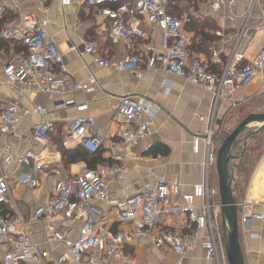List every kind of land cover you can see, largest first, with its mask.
Instances as JSON below:
<instances>
[{
  "label": "built area",
  "instance_id": "built-area-1",
  "mask_svg": "<svg viewBox=\"0 0 264 264\" xmlns=\"http://www.w3.org/2000/svg\"><path fill=\"white\" fill-rule=\"evenodd\" d=\"M58 1L62 6L71 3V0ZM194 1H204L212 13L227 11L234 24L233 32L222 29L213 32L216 39L210 43V59L213 64L222 65L219 71L214 72L201 59L191 56L192 35L187 24L192 17L199 15L192 9L170 13L168 8L178 5L176 0H80V4L86 7H96V16L108 20L107 35L112 43L140 40L147 56L143 67L140 55L135 51L122 54L118 60L100 57L99 45L91 39H82L83 52L92 55L97 65L114 72L126 70L135 78H140L144 70L161 69L208 92L214 108L218 103L226 102L233 106L242 101L244 98L238 96L239 92L257 77L261 89H264V47L249 59L245 58L240 47L256 0H252L243 20L230 13L233 0H192L191 3ZM36 2L40 7L39 13L23 12L8 20L0 30V39L23 47L4 64L6 83L50 97L74 91L93 93L98 82L94 74H88L84 82L73 80L67 73L54 37L47 31L50 0ZM144 22L160 32V49L157 52L146 43L149 32L143 26ZM60 106H73L78 112L88 111L87 102L77 104L72 99L64 100ZM114 109L125 120L117 140L106 142L103 134L94 130L95 121L89 114L74 117L59 130L63 146L79 145L91 153L104 147L111 162L95 168H83L67 180L56 179L52 196L32 213L30 220L43 218L46 222V242L60 243L64 247L55 264H129L124 245L134 238L147 236L151 231H154L153 243L158 249H166L182 257L199 246L214 264H228L222 228L214 220L219 213L218 190L210 185L209 179L215 168L217 150L214 147V111L204 131L194 134L191 141L192 152L203 156L202 180L193 184L189 192L181 193V202H177L171 201V195L179 194L178 186L164 176H155L116 204L118 220L126 228L111 231L103 228L98 204L109 200L108 185L111 182H123L127 178L128 171L123 164L124 149L148 136L154 107L143 96H124L116 102ZM48 112V108L41 104L22 108L15 102H9L0 109V136L14 133L20 118L31 113L40 116V121L33 127L34 137L44 141L53 129L51 121L45 118ZM243 137L245 139L246 135ZM0 153L6 163L26 166L39 156L32 149L22 154L12 153L9 147ZM18 183L30 188L38 185L30 173L23 174ZM9 194L10 185L6 177L0 176V204L8 201ZM236 202L239 230L249 229L253 221H264V191L255 193L249 200L243 197ZM254 206H258L260 211H253ZM179 214L186 215L192 224L188 232L174 231L163 225V216ZM56 219L60 228L55 226ZM75 223H79V230L71 239L68 232ZM0 245L7 247L3 264H46L49 254L31 239L19 214L0 216ZM174 264L181 263L177 261Z\"/></svg>",
  "mask_w": 264,
  "mask_h": 264
},
{
  "label": "crops",
  "instance_id": "crops-1",
  "mask_svg": "<svg viewBox=\"0 0 264 264\" xmlns=\"http://www.w3.org/2000/svg\"><path fill=\"white\" fill-rule=\"evenodd\" d=\"M251 2L252 0H233L230 13L239 20H243ZM178 7L175 10L177 12L181 10L180 3ZM95 9L96 7L80 4V0H71L67 6H62L58 0H50L47 25V31L54 37L56 47L63 57L68 75L78 82H84L90 73L96 77L97 85L94 92L90 94L74 91L50 97L43 93L32 90L23 91L8 85L5 81L4 64L8 58L21 51V46L18 47L0 39V109L9 102H15L22 108L41 104L48 108L49 112L45 118L53 125V129L47 133L44 141L36 140L33 127L40 121V116L30 113L20 118L14 133L0 136V151L9 147L12 153L22 154L27 149H32L39 155L32 160L30 166H26L6 163L4 155L0 153V176L6 177L10 185L8 201L0 204V216L13 217L19 214L23 218L31 239L48 251L46 264H55V260L64 251V247L60 243L46 242V222L43 218L30 220L32 213L52 196L56 179L67 180L83 168H95L111 162L110 154L104 147L97 151L94 161L91 158L81 157L72 160L74 158L72 153L81 149V146H63L59 137L60 128L67 125L71 119L80 115H91L95 121L94 130H99L107 142L117 140L119 129L125 125L123 117L114 109L121 97L143 96L154 107L148 136L136 145L124 149L126 156L123 164L128 171L127 178L123 182H111L108 185L109 200L98 204L104 221L103 228L116 231L126 228V225L118 220L116 204L150 182L155 176H164L174 182L180 192L177 195L172 194L171 201L181 202V193L189 192L193 184L202 180L203 156L202 153L192 152V136L204 131L213 111L215 132L219 130L216 120L218 123V118H221L228 109L264 94L260 79L257 77L252 84L239 92L238 96L244 98L242 101L233 106L226 102L218 103L214 108L212 97L208 92L161 69L151 72L144 70L140 78H135L126 70L114 72L110 68L97 65L92 55L83 52L82 39L95 40L99 45V56L111 60H118L122 54L135 51L140 55L143 67L147 55L143 42L140 40L132 43H112L107 35L109 22L101 16H96ZM4 10L19 16L26 11L39 13L40 7L36 0H0V18ZM197 14L198 18H204L200 12ZM207 17L215 25L210 32L211 35L216 29L233 32L234 24L227 11L217 13L209 11ZM143 26L149 32L147 45L152 50L159 51V30L145 22ZM188 31L192 32L191 56L201 59L214 72L219 71L222 65L213 64L211 56L209 58L205 52L194 49L192 45L194 32ZM194 39L195 43H200L199 35ZM214 39L216 37L213 34V38L207 45L210 54V43ZM240 47L246 59L251 58L259 48L264 47V0L255 1ZM67 99H72L77 104L87 102L88 111L78 112L73 106H60ZM243 140L244 137L241 145ZM216 145L217 139L214 137L215 148H217ZM163 150L167 154H160ZM89 154L92 155L91 152ZM26 173H30L37 179L38 185L35 188L18 183L19 178ZM248 188V192L243 196L247 200L251 199L255 193H263L264 157L257 165ZM234 196L237 201L243 198H238L237 186ZM215 201L217 196L214 197ZM252 210L259 212L260 208L254 206ZM54 223L57 228H60L59 220L56 219ZM190 224L184 214L163 216V225H168L174 231L188 232L191 229L192 224ZM78 230L79 223L73 224L69 229L68 237L75 238ZM239 232L244 264H264V221H253L249 229H240ZM153 235L154 231H151L147 236L134 238L124 245L123 251L128 255L129 264H174L177 261L181 264H214L206 257L205 250L199 246L194 247L182 257L166 249H158L154 246ZM6 250L5 245H0V264H3Z\"/></svg>",
  "mask_w": 264,
  "mask_h": 264
},
{
  "label": "water",
  "instance_id": "water-1",
  "mask_svg": "<svg viewBox=\"0 0 264 264\" xmlns=\"http://www.w3.org/2000/svg\"><path fill=\"white\" fill-rule=\"evenodd\" d=\"M259 126L249 131L241 145L238 155L231 154V148L241 136L253 125ZM264 127V112L248 113L220 142L216 150L215 171L217 175V190L219 196V215L223 232L224 247L228 264H244L240 245L238 226V208L232 188V178L229 172L231 161L241 157L248 140L260 128Z\"/></svg>",
  "mask_w": 264,
  "mask_h": 264
},
{
  "label": "rangeland",
  "instance_id": "rangeland-1",
  "mask_svg": "<svg viewBox=\"0 0 264 264\" xmlns=\"http://www.w3.org/2000/svg\"><path fill=\"white\" fill-rule=\"evenodd\" d=\"M180 8L181 10H192L200 12L202 17H207L208 15V10L206 9L204 1H194L193 3L190 2H180ZM2 25V23H0ZM3 26V25H2ZM1 26V27H2ZM0 27V28H1ZM192 33V32H191ZM195 37H198L194 34L193 41H195ZM251 112H264V94H262L260 97L253 98L252 100H249L247 102L238 104L225 112V114L221 117L218 118L219 122L217 123L218 120H216L217 126H219V130L215 131L214 137L217 139V147L220 145L221 140L229 133L231 132L234 127L248 114ZM258 126H251L247 132L243 134L246 135L251 130L256 129ZM243 136H241L240 140L232 146L231 148V154L236 155L241 148V141ZM251 144H255L257 146L261 147V153L256 159V161H251L249 163H242V169L240 172L237 174V189H238V198H242L247 192H248V186L249 182L252 178V175L257 168V165L259 162H261L262 158L264 157V130L263 132L259 133V136L255 139L252 140ZM254 156V155H253ZM252 156V157H253ZM237 163L236 161H231L230 163V170L231 171H236L234 166ZM239 164V163H238ZM245 169V170H244ZM215 171V168H214ZM210 175V185L214 187L216 185L217 187V175L216 171ZM233 186V184H232ZM237 201V198H235ZM215 223L216 225L220 228L221 227V220H220V215L219 213L215 217ZM222 228V227H221Z\"/></svg>",
  "mask_w": 264,
  "mask_h": 264
},
{
  "label": "trees",
  "instance_id": "trees-1",
  "mask_svg": "<svg viewBox=\"0 0 264 264\" xmlns=\"http://www.w3.org/2000/svg\"><path fill=\"white\" fill-rule=\"evenodd\" d=\"M176 1L178 2V5L173 6V7L170 6L168 8V11L170 13L178 14L179 11L177 12L175 10H177V8H179L178 7L179 3L183 2V0H176ZM191 1L192 0H187L185 2L191 3ZM15 17H17L15 14H12L10 11L4 10L1 14L0 23H2V25L4 26L8 20L15 18ZM3 26L1 27V29L3 28ZM214 28H215L214 22L209 17H204V18L192 17L188 23V26H187L188 30L193 31L195 35H199V42L200 43H195V41L192 42L194 49L195 50H201L202 52H205L209 58H210L211 54L207 48V45L210 42V40L213 38V34L211 35L210 32ZM4 41H6V40H4ZM7 42L12 43L14 45H18V47L21 46L20 44L13 43L11 41H7ZM20 50H23L22 46H21ZM263 130H264V127L260 128L255 134H253L251 136L250 140L248 141V143L246 145L244 153L241 155V157L236 159L237 163L234 166L236 171H231L230 167H229V172H230V175L232 178V184H233L232 188L234 191H235V187L237 186V174L243 168L242 163H249V162L254 161V160L256 161V159L258 158V156L262 152L260 146H257L255 144H251V142H252V140H255L259 136V133L263 132ZM80 148L81 149L75 150L72 153V155L74 156V158L72 159L73 161L76 160V158H78V157H81L83 159L91 158L94 161V157H96L97 151L92 152V155H90L89 152L86 151V149H84L82 147H80ZM160 154L165 155V154H167V152L163 150L160 152Z\"/></svg>",
  "mask_w": 264,
  "mask_h": 264
},
{
  "label": "bare ground",
  "instance_id": "bare-ground-1",
  "mask_svg": "<svg viewBox=\"0 0 264 264\" xmlns=\"http://www.w3.org/2000/svg\"><path fill=\"white\" fill-rule=\"evenodd\" d=\"M253 126H259L258 124H256V125H253Z\"/></svg>",
  "mask_w": 264,
  "mask_h": 264
}]
</instances>
